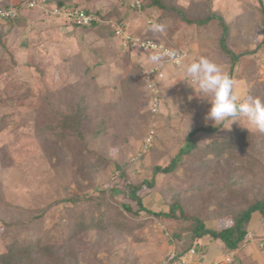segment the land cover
I'll use <instances>...</instances> for the list:
<instances>
[{"label": "rangeland", "instance_id": "obj_1", "mask_svg": "<svg viewBox=\"0 0 264 264\" xmlns=\"http://www.w3.org/2000/svg\"><path fill=\"white\" fill-rule=\"evenodd\" d=\"M22 1L27 0H0V6L15 7ZM142 1L144 8L138 10L130 6L131 0H46L44 9H22L18 19L0 21V253L6 252L7 244L13 240H40L43 244L58 241L65 235V219L95 217L104 209L100 204L109 202L133 221L134 229L119 231L113 224L105 230L82 229L70 243L83 264H249L248 258L264 264V223L260 218L262 228L252 220L239 249L228 251L222 242L205 236L200 239L201 251L193 246L195 252L187 255L186 263L168 259L171 253H176L170 230L177 221L163 215L168 212L165 198L175 189L184 192L190 180L193 188L198 186L196 177L193 174L189 177L181 165L174 173L155 174L154 185L139 191L143 206L161 212L159 216L138 210V205L120 192L125 183L153 177V166H166L185 143V134L193 128L218 126L214 132L200 130L191 137L199 146L234 128L246 129L263 142L264 133L243 116L222 124L206 120L211 104L207 98L198 97L186 80L178 79L182 75L181 65L166 68L159 110L152 115L148 112L150 97L141 77L142 56L128 53L121 38L106 35L105 29L72 25L49 12L59 2L95 11L99 17L111 12L108 16L111 26L117 22L124 25L125 32L143 33V37L156 35L144 25L150 14L159 16L166 25L164 36L187 52L184 63L206 56L227 72L229 58L218 46L220 29L216 22L212 20L204 26L188 24L175 10H183L184 16L193 18L208 8L221 14L229 24L228 44L232 50L249 52L235 63L233 79L242 97L251 98L252 84H264L260 2L163 0L168 6L163 11ZM261 1L264 5V0ZM85 68L88 72L81 76ZM81 77L84 83L79 82ZM55 101L64 102L62 107L70 109L78 103L98 104L96 115L105 119L106 128L93 139L83 135L89 146L103 150L109 163L92 173L91 178L84 176L77 165L76 159H81V154L82 158L85 156L77 138L68 140L67 148L60 150L58 145L63 143L59 139L43 144L37 135L35 128L47 113L54 116L51 106ZM80 111L84 116L88 113L89 121L83 122L91 128L92 112L89 109L86 112L83 105ZM50 122L53 124L54 119ZM150 131L153 139L147 146L144 139ZM246 143L244 150L250 152L253 161L257 159L264 166V150L257 154ZM240 163L247 165L244 160ZM212 168L208 181L215 186L221 168L215 169L214 164ZM69 197L79 198L68 201ZM185 197L189 208L198 209L199 204L205 203L196 201L193 193ZM124 203L138 213L125 211ZM35 212L41 213L40 218H32ZM230 222L225 216L211 218L205 224L219 229Z\"/></svg>", "mask_w": 264, "mask_h": 264}, {"label": "trees", "instance_id": "obj_2", "mask_svg": "<svg viewBox=\"0 0 264 264\" xmlns=\"http://www.w3.org/2000/svg\"><path fill=\"white\" fill-rule=\"evenodd\" d=\"M259 2V12L262 17V25L264 26V5L261 0H259ZM20 3H23V1ZM59 3L62 4L61 2ZM146 3L149 6L158 7L163 11L168 9L167 4L163 0H146ZM141 4L144 8L142 0ZM170 9L173 10L172 8ZM175 10L176 14L188 24L204 26L212 20L216 22L220 29L218 34V46L224 55L229 58L230 66L227 73L233 78L235 63L249 52H235L229 46L230 26L225 22L223 16L208 8L205 10L203 9L202 14L193 18L184 16L183 10ZM116 13H118V11H116ZM109 15H111V12L101 15L100 18L103 19L104 22L93 23L91 26L105 29L106 35L113 36L114 29L108 21ZM153 17L154 20L162 22L159 16ZM18 18L19 16L8 19L7 21L16 20ZM122 26L124 27V25ZM144 26L146 28L149 24L145 22ZM100 34L103 35L101 32ZM129 34L133 37L144 38L142 36L143 33H140L141 36L136 32H129ZM157 36L160 37V34H157ZM172 43L179 50L184 51L173 41ZM128 45L129 47L126 49L128 53H137L138 56H142V60L144 61L149 57L148 54H143L139 50L135 41L130 40ZM142 66L143 64L140 65V71H142ZM86 71L87 68L80 72V75L84 76ZM79 82L84 83L85 81L81 77ZM249 92L252 97L259 96L264 98V84H252ZM63 103L64 102L55 101L53 105L51 104V111L54 116L51 117V115L47 113V117L36 126L35 130L43 144L46 141L49 142V140L54 141L59 139L61 143H63V145H58L60 150L61 148H67L65 145L69 142L68 140H76L77 138L78 142L80 141V143H82L81 148L85 150V156L83 155L82 158L81 154V159H76L77 165L80 170L84 171L82 172L84 176L91 178L90 175H93L92 173H96L100 168L103 169L108 165L109 158L103 153V150L99 148L94 149L89 146V142L84 139V135L87 134L91 139L97 137L100 132L102 133L106 128L105 119L96 115L99 114L98 110H96V106H98L97 103L90 102V105L87 102L86 104L78 103L79 105L74 109L62 107ZM81 105L85 107L86 112L88 109L89 112H92L91 116L93 122L91 128H87V122H83L85 120L89 121V118L88 113H86V117L83 112L80 111ZM148 112L151 113L150 109H148ZM51 118L54 119L53 124L50 122ZM217 129L218 126L193 128L185 134V143L179 148L177 154L170 159L166 166H153V177L149 180L144 179L137 183H125L124 187L120 190L121 195L125 199L134 201L138 205V210H143L147 213L159 216L161 212L156 213L143 206L142 198L139 194V191L143 188L152 187L154 185V175L157 173H174L175 169L181 165L184 169H187L189 177L191 174H193V177H196L195 180H197L195 185H198L197 187H192L190 184L191 180L188 181L187 188H185L184 192H175L176 189L172 186L171 189L174 188L175 191L171 193L169 198H165L168 212L163 215L177 221L173 229L170 230L171 241L176 244L177 256L184 254L193 246L195 249L201 251L203 246L200 244V239L205 236H208L214 241H221L228 251L239 249L247 233L250 231V223L253 214L256 213L262 223H264V166L257 161V159L253 161L250 152L244 150L245 142H247L252 151L260 154L264 150V142L257 141L253 135H250L249 132L243 128H234L225 135L215 137L204 146H199L197 141L191 138L200 130L214 132ZM58 148L55 147L57 152H59ZM240 151L241 154L239 155ZM77 152L80 153L81 150L79 149ZM89 154L90 158L87 159L86 157L89 156ZM208 155L212 156L208 157ZM243 160L247 161V165L240 163V161ZM212 164H214L217 170L221 168L219 176H217V181L215 180V186L213 185L214 187L210 185L211 181H208L210 171L213 169ZM185 191H187V194L193 193L196 201L199 200L198 202L205 203L199 204L198 209L194 206L189 208L185 197L187 195ZM168 192L170 193V191ZM249 193H253L250 198L247 197ZM78 198L79 197L74 199L69 197L67 200L75 201ZM88 199H90V197ZM100 205H103L104 209L100 210L95 217L89 215L83 220H78L76 217L65 219L63 225L65 235L58 241L43 244L40 243V240H13L7 244L6 252L0 253V264H83L70 243L71 239L76 237L82 229L98 228L105 230L107 227H111L112 224L114 225L113 228H117L119 231H132L134 229V227H132L133 221L120 213L116 207L111 206L109 202ZM209 205H213V208L209 209ZM122 207L131 214L136 215L138 213L132 211L128 203L122 204ZM40 216V212L32 214L33 219H38ZM225 216H228L231 222L222 228H208L205 224L206 220ZM173 260L179 263L177 257ZM247 262L249 264H256L250 261L249 258Z\"/></svg>", "mask_w": 264, "mask_h": 264}, {"label": "clouds", "instance_id": "obj_3", "mask_svg": "<svg viewBox=\"0 0 264 264\" xmlns=\"http://www.w3.org/2000/svg\"><path fill=\"white\" fill-rule=\"evenodd\" d=\"M57 5L67 4L58 3ZM142 9L143 6L141 4V8L138 10ZM96 15L98 16L97 13ZM148 23L152 32L159 33L161 35L166 34V25L163 22H159L158 20H149ZM166 57L170 60L176 59V50H154L148 59L150 63L158 67L162 64ZM176 62L181 65L182 73L178 79L186 80L191 86H193L198 97L207 98V100L210 102L211 107L206 114V120H212L215 122V124H222L223 122L230 119L232 122L236 121L235 118L243 116L246 117L252 124H254L260 132L264 133V98L259 96L251 98L242 97V95L236 89V83L234 79L224 70L220 64L206 56L191 58L186 63L180 60H177ZM191 98L192 97L190 96L189 100H191ZM189 250L184 254L188 253ZM176 257L178 258L179 256L176 255L174 258Z\"/></svg>", "mask_w": 264, "mask_h": 264}, {"label": "built area", "instance_id": "obj_4", "mask_svg": "<svg viewBox=\"0 0 264 264\" xmlns=\"http://www.w3.org/2000/svg\"><path fill=\"white\" fill-rule=\"evenodd\" d=\"M131 7L140 9L141 2L140 0H131ZM32 7H39L44 9L45 7V0H28L20 4L19 6H0V21L13 19L19 16L20 10L24 8H32ZM47 10V9H46ZM50 14L55 17L62 18L65 22L76 25V26H83L88 27L91 26L93 23H101L102 19L96 15L95 12L91 10H87L82 7H72L69 5H55L49 10ZM149 20H154L153 16L148 17L145 21L147 24ZM113 22V21H112ZM111 22V23H112ZM112 27L114 29V35L121 38L123 41V46L125 49L129 47L130 40L135 41L139 50L143 54H148L150 56L154 50L160 49H174L177 52V57L174 60H170L169 58H165L164 61L160 66H154L152 63L149 62L148 57L145 59L143 63V68L141 71V77L143 80V88L146 91V94L149 95V109L152 115L157 114L159 110V102L161 100V82L164 80L166 75V68L168 66L178 67L176 61L180 60L184 62L187 58V54L185 51L179 50L171 40H169L164 35L160 34V37L156 35H151L149 37L138 38L133 37L129 33L124 31V27L116 22H113ZM153 139V132L150 131L145 139V145L149 146L151 140ZM194 253V248H191L188 253L181 255L178 257L179 263H186V257L188 254ZM176 256L172 254L169 256L168 259H173ZM229 259V258H228Z\"/></svg>", "mask_w": 264, "mask_h": 264}, {"label": "crops", "instance_id": "obj_5", "mask_svg": "<svg viewBox=\"0 0 264 264\" xmlns=\"http://www.w3.org/2000/svg\"><path fill=\"white\" fill-rule=\"evenodd\" d=\"M252 220L254 221L255 220V223L257 224V222H259V224H257V226H258V228H260L261 226H262V223L260 222V221H258L259 220V216L255 213V214H253V216H252V219H251V225H252ZM255 223H254V225H255ZM255 228V226L253 227V229ZM262 228V227H261ZM252 229V230H253ZM262 232H263V230H262ZM219 243H221V241H219ZM221 245H223L222 243H221Z\"/></svg>", "mask_w": 264, "mask_h": 264}]
</instances>
